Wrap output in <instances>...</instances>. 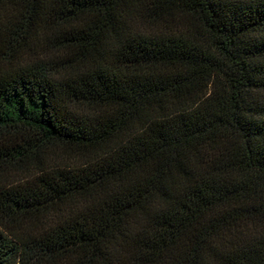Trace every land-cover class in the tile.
<instances>
[{"label":"trees","instance_id":"1","mask_svg":"<svg viewBox=\"0 0 264 264\" xmlns=\"http://www.w3.org/2000/svg\"><path fill=\"white\" fill-rule=\"evenodd\" d=\"M0 264H264V0H0Z\"/></svg>","mask_w":264,"mask_h":264}]
</instances>
